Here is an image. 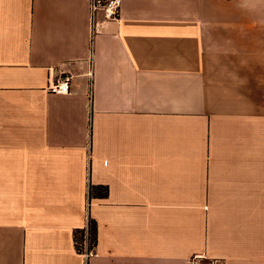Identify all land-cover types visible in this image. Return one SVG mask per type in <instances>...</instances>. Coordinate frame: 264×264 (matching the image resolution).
Instances as JSON below:
<instances>
[{
  "label": "crops",
  "instance_id": "crops-1",
  "mask_svg": "<svg viewBox=\"0 0 264 264\" xmlns=\"http://www.w3.org/2000/svg\"><path fill=\"white\" fill-rule=\"evenodd\" d=\"M90 1L0 0V264H264V0Z\"/></svg>",
  "mask_w": 264,
  "mask_h": 264
},
{
  "label": "built area",
  "instance_id": "built-area-1",
  "mask_svg": "<svg viewBox=\"0 0 264 264\" xmlns=\"http://www.w3.org/2000/svg\"><path fill=\"white\" fill-rule=\"evenodd\" d=\"M102 10L104 17L108 20H119L121 15V0H91L90 12L92 19L97 11ZM48 91L54 94H67L70 91V77H62L57 79L48 87ZM87 230V228H86ZM83 251L85 257L88 258L95 254V248L88 249L87 235L83 241Z\"/></svg>",
  "mask_w": 264,
  "mask_h": 264
},
{
  "label": "trees",
  "instance_id": "trees-1",
  "mask_svg": "<svg viewBox=\"0 0 264 264\" xmlns=\"http://www.w3.org/2000/svg\"><path fill=\"white\" fill-rule=\"evenodd\" d=\"M108 189L104 186H90V197H105ZM86 229L76 230L74 234V244L78 252L83 251V241L87 235L88 249L95 248L97 245V227L96 223L92 220H88Z\"/></svg>",
  "mask_w": 264,
  "mask_h": 264
}]
</instances>
